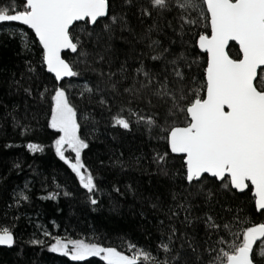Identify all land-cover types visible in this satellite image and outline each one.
Segmentation results:
<instances>
[{
  "label": "trees",
  "instance_id": "1",
  "mask_svg": "<svg viewBox=\"0 0 264 264\" xmlns=\"http://www.w3.org/2000/svg\"><path fill=\"white\" fill-rule=\"evenodd\" d=\"M10 3L11 0H0V6ZM23 4L14 0L16 7ZM147 4L148 0H132L130 5L125 4V0H110L108 17L94 26L85 22L75 24L70 31L86 41L84 47L90 52H103L108 47L105 62L95 64L97 69L109 71L107 61L111 58V71L115 72L126 63L129 76L141 62L153 72L164 71L165 61L150 58L157 53L149 44L157 40L160 44L157 51L169 49L165 54L168 60L184 57L182 70L189 80V97L194 89H199L203 97L205 90L201 86L205 81L207 56L199 52L196 41L198 34L209 35V27L201 22L191 31L177 33L174 30L175 12L165 13L159 19L155 10L152 17L141 16L140 6ZM112 15L121 17L126 23L111 24ZM195 15L193 13V17ZM169 21L173 22L172 28L168 27ZM105 24H111V39L104 31ZM21 30L26 33L22 40ZM86 32H92L93 36L88 38ZM97 36L100 37L98 40ZM24 44H28V49L23 47ZM228 53L235 59L240 58L235 45L230 46ZM63 58L75 64L77 70L83 68V64H76L78 59H83L77 53H66ZM41 59L42 50L29 30L17 25L0 26V227L14 230L16 240L12 249L0 248V264H106L99 257L75 262L70 257L47 251L46 247L28 243L33 238L44 239L43 230L64 239H83L114 247L129 255L150 250L163 259L169 254L158 253L157 245L172 228L176 229L172 241L174 249H179L181 244L187 247L188 240L194 241L199 245L204 264H208L209 250L224 247L220 240L230 243L234 234L245 227L264 223V213L255 211L251 189L238 194L208 177L189 185L185 180L183 157L170 153L163 132L156 129L149 132L135 125L131 131L110 126V114L95 103L98 94L93 93L92 103H89L87 93L81 95L85 84L95 89L98 83L97 75L88 71L61 85L78 109L79 134L90 145L82 152V163L88 174L94 175L100 189L95 194L98 204L91 205L78 178L59 160L52 147L58 134L47 127L50 119L48 101L54 94L51 90L60 85L41 66ZM26 62L37 69L34 79L21 80L26 74ZM13 79L21 80L24 87L30 86L32 96L15 87ZM257 84L259 86V79ZM44 88L49 92L42 96ZM115 111L113 107L112 112ZM12 115L21 124L29 126L27 135H22L23 129L14 125ZM28 142L40 143L45 151L31 154L24 146ZM7 144L12 147H5ZM164 153H168L167 176L158 173V165L154 162L155 156ZM100 161H104L103 166ZM17 163L19 168L15 167ZM114 187H118L120 193L114 191ZM56 191L61 193L57 200L43 198ZM65 191L71 195L64 196ZM208 193H212L211 197ZM21 194L28 199L24 200ZM154 203L158 205L155 209ZM181 204L187 211L178 207ZM175 211L179 212L178 216L172 215ZM189 213L191 222L186 223L185 216ZM205 217H211L210 222L220 227L206 228ZM225 224L229 225L228 229ZM52 242L49 237L48 243ZM132 245L137 247L133 249ZM212 255L216 253L212 252ZM188 264H194V261L189 259ZM257 264L264 262L257 260Z\"/></svg>",
  "mask_w": 264,
  "mask_h": 264
},
{
  "label": "snow or ice",
  "instance_id": "2",
  "mask_svg": "<svg viewBox=\"0 0 264 264\" xmlns=\"http://www.w3.org/2000/svg\"><path fill=\"white\" fill-rule=\"evenodd\" d=\"M131 3L132 0H125V4ZM109 10L110 0H24L21 7L14 6V0H11L9 6H0V24L18 22L34 33L42 49L40 64L60 85L51 90L54 94L50 95L48 101L50 119L47 127L58 134L52 147L59 160L78 178L90 204H98L95 194L100 191L94 175L88 174V169L82 163V152L90 145L79 134L78 109L70 102L67 90L60 84L65 78H76L81 72L88 71L97 75L98 83L95 89L85 84L81 95L87 93L89 103H92L93 93L98 94L95 103L110 114V126L131 131L135 125L149 132L153 129L163 132L170 153L183 157L185 180L189 185L200 182L205 174L221 182L225 189L241 193L251 185L255 211L264 213V0H148L147 6H140L141 16L152 17L155 10L157 19L165 13L175 12L174 30L177 33L191 31L201 22L210 27L211 34H198L196 41L199 50L207 54L205 81L201 86L205 90L203 97L199 89L192 90L189 97V80L182 70L184 57L168 60L165 54L169 49L157 51L160 48L157 40L149 44L152 51L157 53L150 58L165 61L162 73L147 69L143 62L131 76L126 63L113 72L111 58L107 61L109 71L97 69L95 64L105 62L108 47L103 52H90L84 47L86 41L74 36L70 29L76 22L94 26L101 18L109 16ZM110 20L111 24L126 23L117 15H112ZM111 24L104 25L109 39ZM168 27H173L172 21L168 22ZM19 35L22 40L26 33L21 30ZM85 35L91 38L93 33L86 32ZM99 38L97 36L96 39ZM231 41L239 46L238 59L227 51ZM23 47L28 49L29 46L24 44ZM65 50L82 57L76 64H83V68L77 70L75 64L66 61L61 55ZM187 67L190 69L191 64ZM36 72L37 69L26 62V74L21 80L34 79ZM21 80L13 79L12 83L26 95L32 96L33 89L24 87ZM48 92L44 88L41 95ZM113 107L116 108L115 113L112 112ZM10 118L17 128L23 129L22 135L28 134L29 126L21 124L14 115ZM24 146L31 154L45 151L38 142H28ZM167 155L164 153L154 157L158 173L165 176L168 175ZM100 164L103 166L104 161H100ZM162 164L164 166L160 167ZM15 167L19 168L20 165L17 163ZM128 187L131 188L130 185ZM114 191L120 193L118 187H114ZM62 194L71 195L67 191ZM60 195L56 191L43 198L57 200ZM208 195L211 197L212 193ZM21 196L24 200L28 199L23 194ZM157 206L155 203L152 205L154 209ZM178 207L187 211L183 204ZM172 215L178 216L179 212H172ZM204 219L206 228L215 230L220 227L210 222L211 217ZM185 222H191L190 213L185 216ZM224 227L228 229L229 225L225 224ZM175 233V228L170 229L168 236H162L157 245L158 253L169 254L163 259L150 250L135 251L129 255L114 247H104L83 239L52 236L47 230L41 233L44 239L33 238L28 243L46 247L47 251L70 257L75 262L99 257L106 264H140L141 261L144 264H188L189 259L194 264H204L199 245L194 241L188 240L187 247L181 244L179 249H174L172 241ZM49 237L54 242L49 244ZM15 243L14 230L0 227V247L11 249ZM219 243L224 247L209 250L208 264L264 262V223H253L242 232L235 233L232 242L220 240ZM131 247L135 249L137 246ZM212 252L216 255L213 256Z\"/></svg>",
  "mask_w": 264,
  "mask_h": 264
},
{
  "label": "water",
  "instance_id": "3",
  "mask_svg": "<svg viewBox=\"0 0 264 264\" xmlns=\"http://www.w3.org/2000/svg\"><path fill=\"white\" fill-rule=\"evenodd\" d=\"M19 1H21V2H23L24 3V0H19ZM106 18V17H105ZM105 18H101L100 20H103V19H105ZM99 20V21H100ZM78 23H82V22H76L75 24H78ZM74 24V25H75ZM1 25H17V26H21V27H23V28H25V29H27V27L26 26H24V25H21V24H19L18 22H11V23H2V24H0V26ZM73 25V26H74ZM90 26H93V25H90ZM73 28V27H72ZM71 28V29H72ZM70 29V30H71ZM27 30H29L30 32H31V30L30 29H27ZM32 33V32H31ZM33 35H34V33H32ZM211 34V31H210V27H209V35ZM34 37H35V35H34ZM37 40V39H36ZM38 42V41H37ZM231 45H235L236 47H237V49H238V52H239V46L234 42V41H231V42H229V47H228V49H227V51L229 50V48H230V46ZM199 49V48H198ZM42 50V49H41ZM199 52L201 53V54H204V55H206L207 56V54L206 53H204V52H202V51H200L199 50ZM66 53H69V54H71V55H74V54H76V53H71L69 50H65V51H63L62 52V57H63V55L64 54H66ZM240 54V53H239ZM259 71V70H258ZM51 76H53L52 74H50ZM54 77V76H53ZM71 78H65V80L64 81H67V80H70ZM63 82V81H62ZM62 82H60V84L62 83ZM227 110V109H226ZM174 156H177V157H182L181 155H177V154H173ZM204 177H208V178H210V179H215V178H212L211 176H209L208 174H205V176ZM216 180V179H215ZM217 181V180H216ZM218 183H221V182H219V181H217ZM249 188L251 189V195H252V197L254 198V189H252V187H251V185L249 186ZM233 191H235L236 193H238V194H243V193H245V192H247L249 189H247V190H245L244 192H238V191H236V190H234V189H232ZM257 213H259V212H257ZM0 248H2V249H9V248H7V247H0ZM13 248V247H12ZM11 248V249H12Z\"/></svg>",
  "mask_w": 264,
  "mask_h": 264
},
{
  "label": "rangeland",
  "instance_id": "4",
  "mask_svg": "<svg viewBox=\"0 0 264 264\" xmlns=\"http://www.w3.org/2000/svg\"><path fill=\"white\" fill-rule=\"evenodd\" d=\"M67 155H69V156H72V153H66Z\"/></svg>",
  "mask_w": 264,
  "mask_h": 264
},
{
  "label": "flooded vegetation",
  "instance_id": "5",
  "mask_svg": "<svg viewBox=\"0 0 264 264\" xmlns=\"http://www.w3.org/2000/svg\"><path fill=\"white\" fill-rule=\"evenodd\" d=\"M250 189V188H249ZM252 192V191H251Z\"/></svg>",
  "mask_w": 264,
  "mask_h": 264
}]
</instances>
